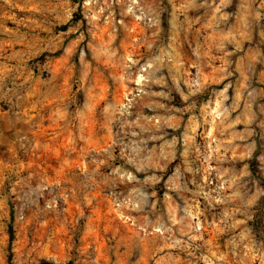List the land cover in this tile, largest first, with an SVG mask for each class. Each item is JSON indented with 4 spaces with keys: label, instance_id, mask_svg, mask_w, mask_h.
Returning <instances> with one entry per match:
<instances>
[{
    "label": "rangeland",
    "instance_id": "374dc122",
    "mask_svg": "<svg viewBox=\"0 0 264 264\" xmlns=\"http://www.w3.org/2000/svg\"><path fill=\"white\" fill-rule=\"evenodd\" d=\"M42 261L264 264V0H0V264Z\"/></svg>",
    "mask_w": 264,
    "mask_h": 264
},
{
    "label": "trees",
    "instance_id": "16d2710c",
    "mask_svg": "<svg viewBox=\"0 0 264 264\" xmlns=\"http://www.w3.org/2000/svg\"><path fill=\"white\" fill-rule=\"evenodd\" d=\"M10 236H12V233L10 231ZM43 264H55V263H50V262H47V261H42Z\"/></svg>",
    "mask_w": 264,
    "mask_h": 264
}]
</instances>
